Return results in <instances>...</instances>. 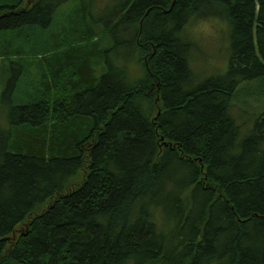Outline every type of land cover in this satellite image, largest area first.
<instances>
[{
  "label": "trees",
  "instance_id": "16d2710c",
  "mask_svg": "<svg viewBox=\"0 0 264 264\" xmlns=\"http://www.w3.org/2000/svg\"><path fill=\"white\" fill-rule=\"evenodd\" d=\"M25 1L0 0L20 58L0 72V264H264V110L248 127L234 107L264 88V0H78L64 20L67 0ZM209 17L231 53L197 82L185 33Z\"/></svg>",
  "mask_w": 264,
  "mask_h": 264
},
{
  "label": "rangeland",
  "instance_id": "374dc122",
  "mask_svg": "<svg viewBox=\"0 0 264 264\" xmlns=\"http://www.w3.org/2000/svg\"><path fill=\"white\" fill-rule=\"evenodd\" d=\"M24 1V0H20ZM78 0H67L60 5L57 9V14L62 16L59 18L60 20H64V16L73 11V9L77 6ZM118 0H92L93 12L99 14H110L112 13V9L117 4ZM32 3V0L25 1V6H29ZM58 19V18H57ZM186 30V33L191 40L196 43V50L190 58V66L192 70L194 69L196 75H198L197 82H203L207 79L211 78H223V74L226 71L227 63L230 56V36L229 30L226 27L225 23L222 22L220 18L209 17V18H195ZM64 23L58 22L56 29L48 28L45 34L38 33L39 40L36 45H40L45 40H48L49 43H52L57 37L55 36V32H59ZM17 31H6L2 32V36L0 37V46H3L5 50V55H9L5 63L0 64V72H5L11 61L20 62V58L18 57L16 52L17 43L13 42L15 40V35ZM72 32L76 34V28L72 27ZM9 35V36H7ZM26 39V38H25ZM89 39H84L82 35H72L70 39L64 40V42H59L56 44L52 51V56H57L59 52H63L64 50H71L74 48H78L77 45H87ZM32 42V41H31ZM24 45L22 54L24 57L25 54L31 50L30 45ZM37 46V47H38ZM32 47V46H31ZM123 49V48H122ZM76 53V54H75ZM78 52L74 50L75 56ZM41 55H39L40 58ZM79 56V55H77ZM37 58H33L31 61H35ZM2 62V59L0 58ZM32 76L25 77L24 80H30ZM36 80V77H33ZM243 85L240 87L242 89L245 88H254L257 86V82L253 83H242ZM27 84H24L22 80H18L16 82V86L14 88H18V93L20 94L21 88ZM30 85V84H29ZM28 85V86H29ZM32 85V84H31ZM193 86H196L197 83H193ZM238 89L239 91L242 89ZM255 90H251L253 92ZM247 90H242L241 93L234 101V107L236 109H240L238 114L239 121L243 122L244 125L251 127L253 123L258 118L257 112L260 110H264V88H262V94H255L254 92L251 95L246 94ZM17 101H20L18 98ZM261 106V107H259ZM7 107L0 106V124L4 123L5 117L7 116Z\"/></svg>",
  "mask_w": 264,
  "mask_h": 264
},
{
  "label": "bare ground",
  "instance_id": "6f19581e",
  "mask_svg": "<svg viewBox=\"0 0 264 264\" xmlns=\"http://www.w3.org/2000/svg\"><path fill=\"white\" fill-rule=\"evenodd\" d=\"M26 150V149H25Z\"/></svg>",
  "mask_w": 264,
  "mask_h": 264
}]
</instances>
